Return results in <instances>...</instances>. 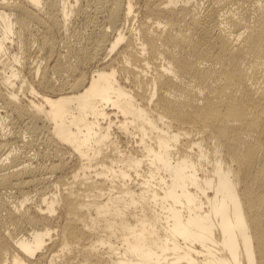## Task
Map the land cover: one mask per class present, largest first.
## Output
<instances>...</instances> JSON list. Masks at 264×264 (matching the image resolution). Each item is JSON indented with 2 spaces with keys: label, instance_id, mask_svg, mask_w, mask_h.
<instances>
[{
  "label": "bare ground",
  "instance_id": "1",
  "mask_svg": "<svg viewBox=\"0 0 264 264\" xmlns=\"http://www.w3.org/2000/svg\"><path fill=\"white\" fill-rule=\"evenodd\" d=\"M0 108V264H264V0H0Z\"/></svg>",
  "mask_w": 264,
  "mask_h": 264
},
{
  "label": "rangeland",
  "instance_id": "2",
  "mask_svg": "<svg viewBox=\"0 0 264 264\" xmlns=\"http://www.w3.org/2000/svg\"><path fill=\"white\" fill-rule=\"evenodd\" d=\"M127 25H128V23H127ZM58 39H61V38H58ZM59 44H58V46H57V52H62V53H64L65 52V46H63L64 45V43H62V41H60L59 40V42H58ZM63 44V45H62ZM37 47V44L35 43V45H34V50H36L35 48ZM62 48V49H61ZM61 49V50H60ZM60 50V51H59ZM36 52V51H35ZM38 57V58H37ZM32 60L33 61H37L38 59H39V53H34V55L32 56ZM36 59V60H35ZM89 68H85V70L84 71H82L83 73H88V74H91V66H88ZM75 74H78V72H76ZM53 76H56V75H53ZM55 78V77H54ZM58 82V81H57ZM29 96H31L30 95V93H28L27 95H22V97H23V99L25 98V100H28V97ZM1 109V108H0ZM1 114L2 115H5V111H3V110H1ZM13 119H12V117L10 118L9 117V120H8V122H13L12 121ZM9 126H12V124L11 123H9ZM42 145L41 144H39V143H37V144H35V145H33V146H31L32 148H31V152L33 153L34 151V153H44L45 154V159H43L44 161H45V164H47V165H49V164H51L53 161H55L54 159H55V157H53V156H55V153L52 151L53 149L52 148H50V147H48V148H50V150H47V146H45V147H41ZM41 149V150H40ZM45 149V150H44ZM52 149V150H51ZM43 151H45V152H43ZM46 151H47V153H48V151L50 152V153H48V154H50L49 156H47L48 154L46 153ZM48 158H47V157ZM47 158V159H46ZM53 158V159H52ZM49 159V160H48ZM37 162V161H36ZM47 162H49V163H47ZM34 192V191H33ZM34 193H36V191L34 192ZM15 195H17V194H15ZM55 217L56 218H58L59 220H60V218H59V212L57 211L56 213H55ZM28 228H31V227H28Z\"/></svg>",
  "mask_w": 264,
  "mask_h": 264
}]
</instances>
